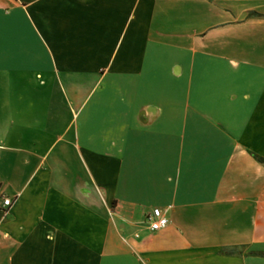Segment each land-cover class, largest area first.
Masks as SVG:
<instances>
[{"label": "crops", "instance_id": "1", "mask_svg": "<svg viewBox=\"0 0 264 264\" xmlns=\"http://www.w3.org/2000/svg\"><path fill=\"white\" fill-rule=\"evenodd\" d=\"M251 154L264 0H0V264H264Z\"/></svg>", "mask_w": 264, "mask_h": 264}, {"label": "built area", "instance_id": "2", "mask_svg": "<svg viewBox=\"0 0 264 264\" xmlns=\"http://www.w3.org/2000/svg\"><path fill=\"white\" fill-rule=\"evenodd\" d=\"M3 205H7L6 199L2 200ZM146 227L149 231H157L166 225V219L158 208H152L148 215L145 217Z\"/></svg>", "mask_w": 264, "mask_h": 264}, {"label": "trees", "instance_id": "3", "mask_svg": "<svg viewBox=\"0 0 264 264\" xmlns=\"http://www.w3.org/2000/svg\"><path fill=\"white\" fill-rule=\"evenodd\" d=\"M250 15H253V14H249V16H250ZM251 157H252V158H253L258 164H261V165L264 166V159L259 158V157L255 156V155H253V154H251Z\"/></svg>", "mask_w": 264, "mask_h": 264}]
</instances>
